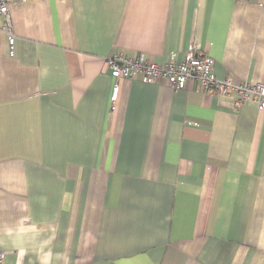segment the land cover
<instances>
[{
	"label": "crops",
	"instance_id": "obj_1",
	"mask_svg": "<svg viewBox=\"0 0 264 264\" xmlns=\"http://www.w3.org/2000/svg\"><path fill=\"white\" fill-rule=\"evenodd\" d=\"M0 18L2 264H264V106L113 79L196 49L264 83V0H34Z\"/></svg>",
	"mask_w": 264,
	"mask_h": 264
},
{
	"label": "built area",
	"instance_id": "obj_2",
	"mask_svg": "<svg viewBox=\"0 0 264 264\" xmlns=\"http://www.w3.org/2000/svg\"><path fill=\"white\" fill-rule=\"evenodd\" d=\"M29 1L34 0H0V18L5 20L9 47L13 42L10 31V5L13 2ZM106 63L113 79L110 94L112 103L118 97L120 80L139 76L144 83L163 80L173 91L186 89L188 83L193 82L202 93L228 97L235 108H239L245 101L250 100H256L260 108L264 106V83L249 81L236 83L232 77L227 75L218 78L212 69L213 59L206 54L200 55L194 48L185 51L181 61L176 59L174 53H169L161 65L142 55L128 57L119 53L110 57ZM3 258L4 253L0 252V264Z\"/></svg>",
	"mask_w": 264,
	"mask_h": 264
}]
</instances>
